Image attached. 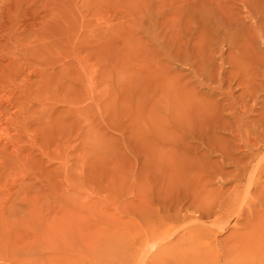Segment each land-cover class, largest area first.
I'll use <instances>...</instances> for the list:
<instances>
[{
    "label": "rangeland",
    "instance_id": "rangeland-1",
    "mask_svg": "<svg viewBox=\"0 0 264 264\" xmlns=\"http://www.w3.org/2000/svg\"><path fill=\"white\" fill-rule=\"evenodd\" d=\"M263 193L264 0H0V264H264Z\"/></svg>",
    "mask_w": 264,
    "mask_h": 264
},
{
    "label": "bare ground",
    "instance_id": "bare-ground-1",
    "mask_svg": "<svg viewBox=\"0 0 264 264\" xmlns=\"http://www.w3.org/2000/svg\"><path fill=\"white\" fill-rule=\"evenodd\" d=\"M261 180H262V177L259 178V182H257L256 185L263 184L261 182ZM252 181L256 182L254 180H252ZM228 207L229 208L226 211L228 215L226 217H224V221L226 224H232L233 228H237L238 223L240 220H242V217L244 214V209L242 208L243 206L239 207V206H236V205L230 203L228 205ZM261 216H264V214H262ZM219 233H220V231L217 230L215 227H207V226H204L201 223H199L197 225L196 229L192 231L190 238L191 239H196V238L200 239L201 238V239L208 240L214 246L215 251L217 252V251H219V249H218L219 245L217 244V234H219ZM248 235H249V239H248L249 241L248 242H250V245L245 248L244 238L241 237L240 238L241 241H240L239 246L241 249V254L245 255L248 253V255L251 259L248 261H252V263H254V262H257L255 260L264 258V217L262 218V220L258 221L256 224H254L252 226L251 232H249ZM148 238H149V236L144 237V241H145L144 246L149 244ZM153 239L155 240V239H157V237L153 236ZM160 247L161 248L158 249L156 251V253L153 254V258L156 255L160 256V254H162L163 251L166 252L168 249H170L171 243H168V244L162 243ZM104 248L106 249L107 254L108 253H112V254L114 253L116 258H117L111 264H122V262H121L122 259H120L121 251H122V236L115 235V237L110 238L104 244ZM103 253H104V251H103ZM216 255L219 259H221V255L219 252H217ZM17 256H18V254L10 255V254H5V252L0 253V262H3L5 260H10L11 257L15 258ZM70 264H107V263H96V262L92 261V258H85V257L78 256L76 261L72 262Z\"/></svg>",
    "mask_w": 264,
    "mask_h": 264
}]
</instances>
